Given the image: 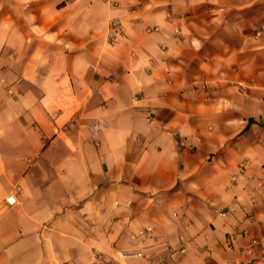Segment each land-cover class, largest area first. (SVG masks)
Returning a JSON list of instances; mask_svg holds the SVG:
<instances>
[{
    "label": "crops",
    "instance_id": "1",
    "mask_svg": "<svg viewBox=\"0 0 264 264\" xmlns=\"http://www.w3.org/2000/svg\"><path fill=\"white\" fill-rule=\"evenodd\" d=\"M231 1L0 0V264H264V38Z\"/></svg>",
    "mask_w": 264,
    "mask_h": 264
},
{
    "label": "rangeland",
    "instance_id": "2",
    "mask_svg": "<svg viewBox=\"0 0 264 264\" xmlns=\"http://www.w3.org/2000/svg\"><path fill=\"white\" fill-rule=\"evenodd\" d=\"M230 4L233 8L229 9V13L231 16L235 14L238 28L242 27L247 32L251 30L255 41L264 38V0H234ZM253 52L254 55L256 50Z\"/></svg>",
    "mask_w": 264,
    "mask_h": 264
},
{
    "label": "built area",
    "instance_id": "3",
    "mask_svg": "<svg viewBox=\"0 0 264 264\" xmlns=\"http://www.w3.org/2000/svg\"><path fill=\"white\" fill-rule=\"evenodd\" d=\"M113 1V0H112ZM114 4L117 6L119 3L114 2ZM109 28L111 32V38L113 41H116L119 38L126 37V32L123 29L120 22H118L115 19H112L109 23ZM182 145L185 146V142H182ZM7 203L10 205H14L17 202V199L14 194L10 195L6 199ZM224 215V214H223ZM248 233L245 234L247 236ZM258 239H253V244H258ZM99 258V264H116V263H129L130 261H134L137 259L146 258V254H144L142 251H117L116 255L110 259H105L104 256L98 255Z\"/></svg>",
    "mask_w": 264,
    "mask_h": 264
}]
</instances>
